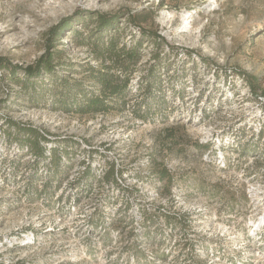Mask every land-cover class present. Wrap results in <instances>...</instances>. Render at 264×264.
<instances>
[{"label":"rangeland","instance_id":"obj_1","mask_svg":"<svg viewBox=\"0 0 264 264\" xmlns=\"http://www.w3.org/2000/svg\"><path fill=\"white\" fill-rule=\"evenodd\" d=\"M94 14L165 43L144 44L123 112L53 111L4 85L0 264H264V0H0V58L32 65L51 28ZM69 37L64 59L87 61Z\"/></svg>","mask_w":264,"mask_h":264},{"label":"trees","instance_id":"obj_2","mask_svg":"<svg viewBox=\"0 0 264 264\" xmlns=\"http://www.w3.org/2000/svg\"><path fill=\"white\" fill-rule=\"evenodd\" d=\"M67 24L68 21L50 29L45 52L34 64L23 67L0 58V93L4 91V85H15L31 105L82 116L125 111L130 106L128 96L132 91V80L144 57V44L148 46L153 41L160 46L165 43L164 38L146 35L141 30L138 39L132 36L128 39L129 28H119L118 19L107 14H94L88 20L82 18L79 24L83 31ZM68 36L75 45L87 50V61L72 63L64 59V39ZM154 59L159 60V55ZM154 67L151 66L142 79L146 92L160 82L157 72L154 76ZM250 88L257 89L253 84ZM136 115L143 122L148 119L141 107ZM8 123L16 125L11 121ZM22 131L23 144L30 145V152L43 157L41 140L46 138L33 128L25 127ZM168 175L167 170L159 172L161 181ZM113 176L112 169L108 179Z\"/></svg>","mask_w":264,"mask_h":264}]
</instances>
